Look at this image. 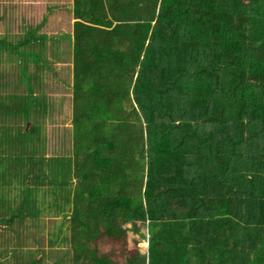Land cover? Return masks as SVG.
Returning <instances> with one entry per match:
<instances>
[{"label": "trees", "instance_id": "trees-1", "mask_svg": "<svg viewBox=\"0 0 264 264\" xmlns=\"http://www.w3.org/2000/svg\"><path fill=\"white\" fill-rule=\"evenodd\" d=\"M68 6L70 63H48L39 24L22 27L0 105L38 136L50 104L69 101L55 134L67 161L46 163L42 183L59 196L70 264H264V0ZM38 224L15 225L13 247Z\"/></svg>", "mask_w": 264, "mask_h": 264}, {"label": "rangeland", "instance_id": "rangeland-1", "mask_svg": "<svg viewBox=\"0 0 264 264\" xmlns=\"http://www.w3.org/2000/svg\"><path fill=\"white\" fill-rule=\"evenodd\" d=\"M68 4L69 0H0V65L5 66V69L8 68L7 71H9L16 58L13 51L9 49L6 52V49L11 45L17 47V42L26 32L22 27L27 29L34 27L35 29V26L39 24L32 34L44 35L43 38H38L36 45L40 48L44 45L46 48L44 51L46 61L66 67L70 63L68 45H70L71 18L69 11H65ZM41 23L44 24L41 25ZM26 41L23 39V42ZM57 49L63 51L62 57L60 55L61 59L57 58L55 52ZM45 94L53 97L58 95V92L45 91ZM58 100L56 98L38 120L40 128L38 136L33 131H25L26 126L31 123H28V120L23 122L18 118L21 116L20 109H16L18 112L15 116H9V114L3 116L2 104L0 105V126H3L0 129L8 126L11 128L18 119V126L23 125L21 133L17 134L16 131L11 132V130L7 136L3 135L0 138L2 143L0 155L5 157L0 161V220L7 227L3 228L7 233H4V236L0 235V264H27L25 262L28 264H70L68 244L58 245L59 242H64L61 228L65 229L64 225L60 228L61 218L56 216L59 211L57 206L59 196L53 193L46 194L47 185L42 183L44 179L49 178V174L46 176L47 171L44 169L46 163L59 165V160L67 161L65 156L57 154L55 134L58 135L60 128L63 130L70 128V104L68 100H63L61 103ZM32 146L34 148L30 149ZM30 151L33 153V163H26V156L30 154ZM29 166L32 167L33 179L31 180L36 182V187L44 185L41 194L38 190L36 191L38 194H33L31 186L26 184L27 174L31 172L26 169ZM16 167L19 168L15 170ZM57 175L58 171L52 173L50 177L56 179ZM28 209L34 210V213H29ZM36 221H39L37 234L33 229L27 228L29 231L27 248H24V244L13 247L15 225L21 227L25 223H36ZM137 250L142 252L143 247L138 246ZM29 251L30 254H28ZM14 253L18 254L19 259H15ZM29 256L33 258L31 263L27 260ZM17 260L22 263H16Z\"/></svg>", "mask_w": 264, "mask_h": 264}, {"label": "water", "instance_id": "water-1", "mask_svg": "<svg viewBox=\"0 0 264 264\" xmlns=\"http://www.w3.org/2000/svg\"><path fill=\"white\" fill-rule=\"evenodd\" d=\"M27 125V124H26Z\"/></svg>", "mask_w": 264, "mask_h": 264}]
</instances>
